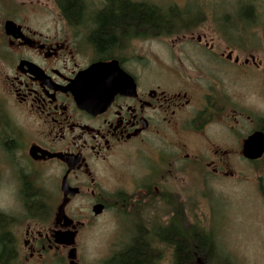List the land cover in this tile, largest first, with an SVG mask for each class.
<instances>
[{
    "label": "flooded vegetation",
    "instance_id": "1",
    "mask_svg": "<svg viewBox=\"0 0 264 264\" xmlns=\"http://www.w3.org/2000/svg\"><path fill=\"white\" fill-rule=\"evenodd\" d=\"M57 16L55 27L45 29L27 18L0 22V99L14 111L0 121V190L8 191L0 204L10 205L0 210V239L11 246L0 264L63 262L71 250L75 261L67 264H79L82 228L129 208V216L141 219L135 238L161 239L154 231L172 223L180 204L190 215L177 198L190 195L192 182L179 188L186 178L198 171L200 179L209 172L217 180L228 178L231 154L248 164L261 159L242 154L247 138L264 134V127L242 132L240 122L252 117H244L243 105L227 95L226 69L240 63L226 54L228 47L190 37V46L209 59L194 61L199 66L189 72L175 54L171 65L145 55L132 59V41L144 38H132L129 29L100 50L91 22L73 25L64 13ZM7 21L15 25L12 35L5 33ZM98 64L106 69L85 74ZM91 82L92 95L86 92ZM228 134L237 141L234 153L222 144ZM196 139L209 149L193 155L181 147ZM164 148L171 149L168 156ZM121 156L138 163V182L108 181L105 170ZM66 233L73 234L72 245Z\"/></svg>",
    "mask_w": 264,
    "mask_h": 264
},
{
    "label": "rangeland",
    "instance_id": "2",
    "mask_svg": "<svg viewBox=\"0 0 264 264\" xmlns=\"http://www.w3.org/2000/svg\"><path fill=\"white\" fill-rule=\"evenodd\" d=\"M133 1L165 9L176 7L187 20L186 26L189 27L190 23L195 26L186 29L189 32L179 31V35L167 38L153 37L132 41V59H140L138 55H145L147 59H157L171 65L169 63L175 54L191 72L192 66H199L194 61L209 59L190 46L196 43L197 36H204L202 44L214 43L228 47L226 54L232 52L233 58L237 56L240 63L237 69H226L227 95L234 103L238 101L243 105L247 113L244 117H252L240 122L242 132L246 136L255 126L264 127V0ZM248 5L253 7L256 16L254 23L249 25L243 23V15L250 14L246 12L251 10ZM57 13L58 9L53 0H0V22L4 18H27L30 19L28 22L32 27L52 28L55 24L51 23L59 19ZM167 15L171 17L175 14ZM190 37L194 38L193 43L190 42ZM245 61L247 64H244ZM1 67L0 64V95L3 93ZM7 115L14 116L13 108L0 99V121L2 117L8 118ZM229 134L227 138L222 136V144L234 153L237 150V141ZM179 142L183 144V139ZM181 147L193 155L209 149L197 139L186 148ZM170 150L164 148V155L168 156ZM128 160L129 157H117L113 167L105 170V176L110 183L116 180L129 186L132 177L135 183L139 181L141 173L138 163ZM242 160L234 154L230 155L226 169L228 178L222 181L210 176V172L200 179L199 171L192 179L186 178L179 188L192 182L190 195H183L181 192L177 198L180 203L189 207L192 224L213 236L220 252L231 264H264V157L253 164ZM6 193L8 191L0 190V202ZM83 209L86 210V203ZM131 211L133 209L129 208L120 212H108L82 228L77 239L79 264H102L129 239L139 234L141 219L129 216ZM167 258L168 255L165 259ZM57 260L50 261V264H67L73 262L74 258L71 260L65 256L63 262Z\"/></svg>",
    "mask_w": 264,
    "mask_h": 264
},
{
    "label": "trees",
    "instance_id": "3",
    "mask_svg": "<svg viewBox=\"0 0 264 264\" xmlns=\"http://www.w3.org/2000/svg\"><path fill=\"white\" fill-rule=\"evenodd\" d=\"M59 12L64 13L73 25L80 21L91 22L97 48L106 49L114 43L119 33L130 30L131 37L167 38L179 35L187 27V20L176 7L160 8L133 0H53ZM243 15V23L256 19L253 7ZM247 7V8H248ZM89 14V15H87ZM167 14H175L169 17ZM202 19L199 21L201 22ZM197 22V23H199ZM196 23V24H197ZM181 31V32H179ZM180 204L172 223L154 231L161 239H132L113 253L102 264H231L220 252L213 236L190 221V215ZM167 212L165 215H168ZM189 221L191 223H189ZM189 224H188V223ZM3 229L0 226V235ZM154 233V234H155ZM9 239H0V257L10 251ZM168 255V258L165 259Z\"/></svg>",
    "mask_w": 264,
    "mask_h": 264
},
{
    "label": "water",
    "instance_id": "4",
    "mask_svg": "<svg viewBox=\"0 0 264 264\" xmlns=\"http://www.w3.org/2000/svg\"><path fill=\"white\" fill-rule=\"evenodd\" d=\"M5 33L6 35H12L15 32V25L13 24V22L7 21L5 23ZM105 67H103L102 65H95L92 66L91 68H89L85 74L87 76H92L97 69H100L101 71L104 69ZM106 69V68H105ZM93 82L90 83L89 88L86 90V92L90 95L93 94L94 90H93ZM90 95L88 96V98L90 99ZM243 157L247 160L250 161H254V160H259L260 158H262V156L264 155V134L262 132H256L254 134H252L249 138H247V140L244 143L243 146ZM62 190L64 192V194L66 195L68 190L66 189V184L64 182L63 186H62ZM63 207H61V211H62ZM97 209L95 208V213L99 212L96 211ZM65 238L64 240L67 241L68 245H72L73 244V234H65ZM59 240V239H58ZM69 259H73L74 258V250H71L69 252L68 255Z\"/></svg>",
    "mask_w": 264,
    "mask_h": 264
},
{
    "label": "clouds",
    "instance_id": "5",
    "mask_svg": "<svg viewBox=\"0 0 264 264\" xmlns=\"http://www.w3.org/2000/svg\"><path fill=\"white\" fill-rule=\"evenodd\" d=\"M9 206H10L9 203L7 202L2 203L0 204V210H7Z\"/></svg>",
    "mask_w": 264,
    "mask_h": 264
}]
</instances>
